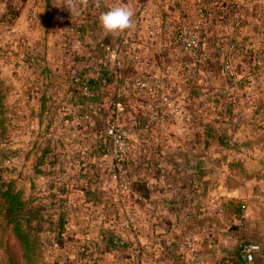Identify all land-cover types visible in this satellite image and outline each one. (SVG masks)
<instances>
[{
    "label": "rangeland",
    "instance_id": "obj_1",
    "mask_svg": "<svg viewBox=\"0 0 264 264\" xmlns=\"http://www.w3.org/2000/svg\"><path fill=\"white\" fill-rule=\"evenodd\" d=\"M97 3L129 7L134 16L124 32L97 29L105 55L91 58L80 47L79 25L92 22ZM132 48L138 57L129 54ZM99 64L120 76L115 91L110 84L93 94L102 101L93 102L73 76L76 66L95 72ZM154 82L163 99L141 91L155 89ZM130 88L138 92L131 96ZM163 101L174 113L170 121L159 118L167 131L158 121L156 128L145 122L130 129L135 117L162 116ZM148 146L157 156L178 146V159L192 156V148L204 153L203 146H264V0H0V188L11 182L24 206L36 202L53 179L34 173L49 147L74 226L63 243L41 232L39 248L29 253L34 264H61L58 252L68 246L77 258L84 247L74 229L89 227L83 222L89 208L126 219L129 179L143 174ZM118 166L129 181L125 193ZM86 190L100 203L86 201ZM4 213L0 203V264H25Z\"/></svg>",
    "mask_w": 264,
    "mask_h": 264
},
{
    "label": "crops",
    "instance_id": "obj_2",
    "mask_svg": "<svg viewBox=\"0 0 264 264\" xmlns=\"http://www.w3.org/2000/svg\"><path fill=\"white\" fill-rule=\"evenodd\" d=\"M132 50L129 54L138 57V50ZM172 111L168 103L162 113L165 116L152 114L148 123L156 128L161 122L166 130L159 118L170 121ZM133 119L130 129L135 131ZM166 149L174 152L157 156L155 149L145 147L144 173L136 176L145 188L141 190L133 179L136 185L123 208L130 220L109 218L106 210L95 206L85 214L83 222L89 227L83 230L78 224L73 228L79 244L89 248L94 264H192L194 254L200 257L199 264H244L236 250L243 240L256 241L262 249L250 264H264V152L257 154L264 147L233 150L210 146L202 159L206 173L194 187L178 184V146ZM70 227L74 226L69 221L66 229ZM104 232L121 239L108 246ZM187 240L192 242V250L186 247ZM68 248L58 252L61 264H77L75 252ZM97 249L99 253L91 251Z\"/></svg>",
    "mask_w": 264,
    "mask_h": 264
},
{
    "label": "trees",
    "instance_id": "obj_3",
    "mask_svg": "<svg viewBox=\"0 0 264 264\" xmlns=\"http://www.w3.org/2000/svg\"><path fill=\"white\" fill-rule=\"evenodd\" d=\"M219 5V1L215 3V5ZM214 5V4H213ZM205 9H207L208 4H206ZM95 14L91 17L92 22L89 23V21H85L84 23L79 25V41L81 42L80 47L83 50V53L88 55V57L93 58V56H99L103 57L105 55V46H100L101 41L103 39V36H96V30L98 29L101 32L100 24H99V16L103 11H106V8H103L98 3L95 5ZM219 12V11H218ZM98 32V31H97ZM95 35V36H94ZM252 59L255 60L257 54L253 52ZM131 63V62H130ZM133 64V63H131ZM98 70L93 72L92 68H82L80 70L77 66L75 67L77 69V76H73V81L75 86H79V89L82 90L80 93L83 96H86L88 99L92 100L93 102H100L102 101V95L96 96L93 94L97 91H100L103 88H108L111 86L110 84H113L112 89L115 91V87H117V82L119 81L120 76L117 72L113 71L111 68H108L106 66H103L102 64H99ZM95 74V76H93ZM133 86V83H131ZM132 90L131 96L135 95V93L138 92V90H133L130 88V91ZM143 94L150 93V88L141 89ZM151 95L154 94V96H157L154 92L150 93ZM158 97V96H157ZM154 98V97H153ZM159 98L155 99H161ZM151 102V101H150ZM147 115L143 118L141 117H135V125L139 129V127H144L145 122L148 121ZM139 124V125H138ZM150 126V124L148 125ZM210 146H203V148L206 150L204 153L208 151ZM239 147L242 146H217V148H226V149H233L237 150ZM248 149H251L254 146H243ZM264 147V146H262ZM51 151L49 147L44 148L41 156L37 158V163L34 166V173L46 177V179H50L52 176L53 179L50 181L51 183L44 189L39 196L35 197L34 199L36 202L32 203L30 206L26 207L24 206L25 203L22 202L19 196H21V191L15 190V188L12 186L11 182H2L1 186H5L3 190L0 188V203L2 206L5 207V213L3 215V218L5 219L6 223L10 226L11 232L16 237V240L18 241L22 251L23 255L26 257L25 264H34L33 260L30 259L29 253L31 249L35 246H37V242L40 239V233L41 232H48L49 236H52V241L60 243L59 240L64 242V232L66 231V226L69 222V208L65 206L66 202L63 199V194L65 193L64 189L65 186L62 184L61 193L57 191V182L58 176H56V172L54 171V168H51L54 164V161L51 160L48 156V153ZM192 151L194 152L195 149L192 148ZM192 156L183 157L181 156V159H178V184L184 186L189 184L190 187L196 186L195 184L201 182L202 176L206 173L204 169V163L202 161L204 155L202 154H193ZM222 152V151H220ZM48 156V159L46 158ZM167 158V157H165ZM47 159V161H46ZM193 161V162H192ZM46 163V164H45ZM46 165L47 168L45 170H42L41 166ZM234 165H237V163H233ZM140 170V169H139ZM144 173V172H143ZM135 177V178H134ZM192 177V179H191ZM3 177H1L2 179ZM186 178V179H185ZM4 179V178H3ZM135 179L136 184L139 185V188L143 190L145 187L142 183H138L137 177L132 176L129 181L130 185ZM132 180V182H131ZM1 181V180H0ZM54 182V183H53ZM134 184V185H136ZM59 188V190H60ZM86 201H90V199H94L95 204L100 203V196L97 194H92L89 192V190H86ZM88 199V200H87ZM39 201H42L39 203ZM53 211L54 213H51ZM50 213V214H49ZM52 214H54L55 219L52 217ZM46 218L48 221L46 222L47 227L40 226L41 221L43 222V218ZM104 238H106V244L108 246H115L116 238L118 240L121 239V236L118 234L103 233ZM257 243L256 241H253ZM258 244V243H257ZM37 248H39L37 246ZM89 248H84V250L78 254L77 256V264H94L93 258H90L91 252L89 251ZM237 250V256L241 259L243 258L242 254L240 253V242L237 244L236 247ZM262 250V249H261ZM260 251L259 253H261ZM258 254V253H256ZM254 255V258L256 256ZM89 256V257H88ZM244 259V258H243ZM244 264H247L244 261Z\"/></svg>",
    "mask_w": 264,
    "mask_h": 264
},
{
    "label": "clouds",
    "instance_id": "obj_4",
    "mask_svg": "<svg viewBox=\"0 0 264 264\" xmlns=\"http://www.w3.org/2000/svg\"><path fill=\"white\" fill-rule=\"evenodd\" d=\"M133 16V9L126 6H116L102 12L98 19L100 27L108 34L130 29Z\"/></svg>",
    "mask_w": 264,
    "mask_h": 264
},
{
    "label": "built area",
    "instance_id": "obj_5",
    "mask_svg": "<svg viewBox=\"0 0 264 264\" xmlns=\"http://www.w3.org/2000/svg\"><path fill=\"white\" fill-rule=\"evenodd\" d=\"M154 84H155V89L150 88V93H153V92L159 93V96H161L163 99V96H162L163 92L159 89L160 85L158 83H155V82H154ZM117 182L119 184V188L121 189V192L125 193L126 191H128L127 189H128L129 181L127 180V178L123 174H121V169L119 166H118ZM125 215H126V219H128V220L131 219V215L129 213H127V211H125ZM186 247L189 250L193 249L192 248V242L190 240H187ZM260 251H261V246L255 242L251 241V240H243L240 242V253L242 254V256H243V258L247 264L252 263L254 260V255L256 253H259ZM199 261H200V257L194 254L191 258V263L192 264H199L200 263Z\"/></svg>",
    "mask_w": 264,
    "mask_h": 264
}]
</instances>
